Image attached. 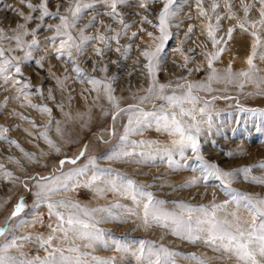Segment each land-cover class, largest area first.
Returning a JSON list of instances; mask_svg holds the SVG:
<instances>
[{
    "label": "rangeland",
    "instance_id": "374dc122",
    "mask_svg": "<svg viewBox=\"0 0 264 264\" xmlns=\"http://www.w3.org/2000/svg\"><path fill=\"white\" fill-rule=\"evenodd\" d=\"M26 2L38 6L43 0H26ZM71 2L72 0H48L47 7L53 15L41 21L38 19L41 15L40 10L32 12L20 0H0V28L5 29V34L14 35L13 29L16 25L26 23L15 11L19 9L25 15L34 17L31 22L26 23V28L30 32L35 30L36 38L40 42L39 47L33 51L32 60L21 63L23 75L17 76L22 82L29 84V88L24 89L28 93L26 98L15 90L16 86L4 85L0 80V126L9 129L5 134L8 139L0 140V165L3 166L0 168V227L9 226V231L4 236H0V243L5 239L11 240L13 235L33 237L29 241H18L23 247L10 249L9 254L19 256V253L23 252L28 258L46 255L44 248L35 237L49 235L51 230L48 225L50 223L55 225L56 220L55 217H49L46 202L37 204L39 191L37 181L41 177L62 176V173H68L71 169L88 165L86 174L78 177L79 185L74 190L61 192L52 199L71 200L88 209L107 208L113 204L134 206L129 196L109 190L97 192V188L107 189L101 181H97L91 187L85 186L92 174L89 158H95V165L99 168L114 170L113 178L115 173H120L133 179L143 186L145 191L153 193L155 199L165 201L164 207L169 211L178 210L176 202L180 201L192 205L230 201L229 188L233 192L264 198V184L256 183L252 179L264 178V168L259 167L264 164V95L256 94L258 90L251 82L240 89L239 81L232 84L224 80L213 81L211 91L195 90V94L202 100L209 101L206 113L202 114V117L198 116L202 129L199 137L201 153L205 161L215 163L225 171L249 168L248 178L239 171L229 186L223 185L215 177L205 180L200 171V161L190 149L185 151L184 157H181L178 150L173 149L172 159L180 162L184 167L170 168L168 157L163 150L172 148L171 141L174 137L166 132L156 131L155 126L129 137V141L138 142L134 149L132 146L128 148L129 151H135L134 157L122 160L108 158L119 143L123 125L127 123L126 113H121L113 121L114 109L106 98L103 85L100 86L99 93L93 91V86L83 76H78L73 71V64L66 62V58L57 59L52 44L48 42L55 35V26L60 23L55 14L57 11L67 14L66 10ZM163 2L164 0H148L146 8L139 6L140 0H129L127 4L118 5L117 10L125 23L132 25L127 30V35H121L119 44L110 41L111 50H105L102 57L96 56L93 49L94 47L103 49L104 45L90 42L86 46L85 55L77 59V63L88 77L111 82L113 94L118 98L122 108L137 103L136 98L146 95L145 90L151 81L144 68L147 61L140 53L147 48L154 50L159 43L156 39L160 35L159 29L153 27V24L158 23ZM179 3V13L171 22L179 23V27L170 28L172 36L161 53L157 74L159 83L171 85L166 92L171 94L175 90L180 94V89L176 87L177 83H207L210 69L206 56L202 53L216 50L207 36V25L211 23L215 27L216 17H223L219 21L216 36L226 39L227 30L236 26L238 20H244L245 4L252 5L247 16L249 23L245 24L248 32L242 31L239 27L235 28L232 39L225 46V52L214 62V67L221 76L225 74L229 64L233 72L248 70L246 60L251 53L253 41L249 33L258 31V34L264 37V27L259 24L255 29L251 27L252 21L260 19L258 0H243V3L241 0H228L231 14L235 18H229V9L225 7V0H202V7L207 16L199 14L197 0H179ZM214 3L220 5L215 11L212 10ZM109 12L110 9L105 4L97 3L84 13L76 28L72 29L73 35L76 36L77 30L84 28L93 16L97 17L95 26L86 28L85 35L95 36L99 31L111 36L122 32L123 25L117 19H113ZM144 17L152 21V24L141 23ZM101 21L104 26L101 25ZM48 25L53 27L49 29ZM105 26H111L114 31H107ZM189 26L192 27V32L190 38H186L185 33L188 32ZM141 28L145 31H140ZM133 32L138 33L136 38H132ZM147 32L153 35L148 36ZM31 39V35L24 37L26 43ZM56 45H59L58 39ZM127 45H131L130 50L126 55H121ZM0 46L7 49L15 48L16 44L14 40L4 39L0 40ZM117 47H120L121 52L115 51ZM25 51H27L26 47L24 51L7 52L6 55L23 57ZM259 52L264 53V48ZM185 55L190 57L186 67ZM40 57H45L42 61L43 67L35 63ZM254 63L259 69L257 75L264 76V60H260L258 55ZM94 65L95 70H93ZM105 66L107 72L100 71ZM189 69L192 70L191 74ZM57 77L63 81L62 85L57 83ZM261 91H264V85H261ZM153 103L160 104L161 101L145 102L139 106L151 110ZM30 105L47 106L51 112L44 113ZM199 107H204V104L201 103ZM58 125L60 132H57ZM45 130L48 137L60 149L59 151L51 147L40 135ZM9 141H17L19 147ZM140 141L154 143L146 145L140 144ZM82 150L84 156L80 157L75 165L65 163L61 168L59 163L61 160L75 159ZM25 152L34 154L35 159L26 157ZM140 153L146 155L141 157ZM148 154L155 159H148ZM5 172L12 173L11 177L6 176ZM194 177L198 178L197 184L181 187ZM21 200L25 205L24 211L17 217H11L16 204ZM234 208L235 205L230 203L228 210ZM113 212L123 215L122 209H113ZM241 214L246 215L243 211ZM105 215L95 213L97 219ZM37 217L42 223H21V221H33ZM138 225H141V221L135 217L127 219L125 223L111 220L102 222L97 227L105 233L103 241H94L93 247H84L87 243L84 240H76V244L80 245L81 253L89 254L84 258L90 264H94L91 260L93 256L101 259L115 258L116 264H138L133 252L139 248L140 241L152 242L154 247L163 245L169 250L181 253L182 255L171 257L175 264H197L190 258V254L205 259L207 264H236L235 259H229L226 254L214 251L200 242L192 244L182 240L172 235L168 229L158 226L145 228ZM113 239L131 250L116 251ZM59 243L58 240L53 241V244ZM63 246L68 247V244L65 243Z\"/></svg>",
    "mask_w": 264,
    "mask_h": 264
},
{
    "label": "snow or ice",
    "instance_id": "6c2138e0",
    "mask_svg": "<svg viewBox=\"0 0 264 264\" xmlns=\"http://www.w3.org/2000/svg\"><path fill=\"white\" fill-rule=\"evenodd\" d=\"M22 4H25L32 12L40 10L41 15L39 20L43 21L45 17L52 16L53 13L49 11L47 7L48 0H43L38 6L26 0H20ZM129 0H72L69 8L66 10L67 14H61L59 11L55 14L60 23L55 26V35L49 39V43L52 44V50L57 54V59L66 58V62L74 65L73 71L78 76L83 78L93 86L92 90L99 93L100 86L103 85L104 92L107 100L112 105L114 111L112 114L113 121L121 113H126L127 123L123 125V132L119 137V143L115 147L109 159L122 160L125 158H132L136 155L135 151H129V146L133 149L137 145L136 141H129V137L133 134H141L143 130L152 128L155 126L156 131H163L174 137L171 144L172 148H165L163 151L168 157V165L170 168L175 167L179 169L184 167L180 162L172 159V151L176 149L179 151L181 157L185 156V151L190 149L194 153L195 158L200 161V171L203 179L207 180L209 177H215L222 182L223 185L229 186L233 178L242 171L245 174V178H248L249 168H244L237 171H225L221 169L217 164L205 161L201 153V144L199 137L202 129L200 127L201 120L198 116L202 117V114L206 113L209 101L202 100L195 94V90L204 89L211 91V83L213 81L219 82L221 80L226 81L229 84L239 81L238 86L243 89L248 82L254 83L257 88L258 95H264V91H261V85H264V76H259L257 73L259 69L254 63V60L259 55L260 60H264V53H260L259 50L264 48V37L258 34V31H251L249 34L253 37L251 44V53L247 57L246 63L248 65L247 71L233 72L232 66L229 64L225 70V74L221 76L217 69L214 67V62L217 61L220 56L225 52L228 41L232 39V34L236 27H239L242 31L248 32V28L245 27L248 13L252 8L251 4L244 5L245 17L243 21L238 20L237 25L227 30L225 37L217 38L216 32L219 30V21L223 17H216V26L211 23L207 25V36L210 38L213 48L216 49L211 53H202L206 56L208 61V68L210 73L207 77V83H192L185 84L177 83V89H180V94H177L175 90L171 94L166 92V89H170V84L159 83L157 74L160 67L161 53L164 51L166 42L171 38V27H179V23L173 24L172 20L178 15L180 10L179 0H164L163 7L158 15V23L153 24V27L159 29V43L155 49H144L141 51V55L146 59L147 63L144 68L147 70V74L150 77V83L145 90L146 95L140 96L137 99V103L129 104L126 108L120 106L118 98L113 94L111 82H105L98 80L94 77H88L83 69L77 63V59L80 56L85 55L86 46L90 42H96L104 45V48L94 47L93 51L96 56L102 57L105 50H111L110 41H116L119 44L121 35H127V30L132 25L125 23L121 13L117 10L118 5L127 4ZM243 3V0H241ZM97 3L105 4L109 9V15L113 19H117L118 22L123 25L122 32H117L115 35L106 36L99 31L95 36L85 35V29L94 27L97 17L93 16L92 20L85 25L84 28L77 30V35L74 36L72 29H75L77 24L81 21L84 13L92 9ZM148 0H140L139 6L142 8L147 7ZM260 4L258 21H252L251 27L256 28L257 24L264 27V0H258ZM220 5L214 3L212 10L215 11ZM225 7L229 9V18H235L231 14V5L228 0H225ZM197 10L201 16H207L205 9L202 7V0H197ZM17 14L27 23L33 20L32 15H25L24 12L19 9H15ZM26 23L17 24L13 29L15 33L12 36L5 34V29L0 28V40L8 39L14 40L15 48H4L0 46V80L4 85L16 86V91L23 95L25 98L28 93L24 89L29 88V84L22 82L17 76H22L21 63L30 61L33 58V51H35L40 42L36 38L35 30L29 31L26 28ZM141 23L152 24V21L147 20L144 17ZM101 25L103 22L101 21ZM53 26L48 25L51 29ZM106 30L114 31L111 26H105ZM140 31H145L143 28ZM192 27L189 26L188 32L185 33L186 38H190ZM148 36L153 34L146 33ZM31 35L30 42H25L24 37ZM137 32L132 33V38H136ZM57 39L59 45H56ZM23 57L6 55L7 52H15L17 50H25ZM131 45H127L121 55H126L130 50ZM116 52H121L120 47L115 49ZM180 51V49H177ZM75 53V55H74ZM45 57H40L35 63L43 67L42 61ZM185 67L190 60V57L184 56ZM95 70V65L93 66ZM107 67L100 69L102 72H107ZM199 70V69H197ZM191 69L189 73L191 74ZM242 78V79H241ZM67 79V77L65 78ZM114 79V78H113ZM57 83L63 84V81L57 77ZM252 95V93H248ZM20 97L18 96L17 99ZM99 96H97V99ZM227 98V97H226ZM159 100L160 104L153 103L151 110L141 108L139 105L145 102H151ZM203 103L204 107H199ZM34 108H39L41 112L49 113L51 110L47 106L30 105ZM107 114V113H105ZM25 119L24 117H21ZM35 126V125H34ZM209 127L211 124L209 122ZM9 129L0 126V140H7L5 135ZM61 129L57 126V132ZM114 134V130H113ZM43 139L51 146L56 148V151L60 149L56 147L53 141L48 137L47 130L40 133ZM16 147H19L17 141H9ZM140 144H152L151 141H140ZM23 151V149H21ZM144 157L145 153L139 154ZM25 156L29 159H35L34 154L25 152ZM84 156L82 150L79 156L75 159L61 160L59 163L63 168L65 163L75 165L80 157ZM148 159H155V157L148 154ZM89 164L92 165V174L90 179L85 184L86 187H91L97 181H101L107 186V189L97 188V192H103L109 190L119 193L121 195L129 196L133 202V207H126L121 204H113L107 208H94L88 209L82 207L79 203L71 200H53L52 197L61 192L74 190L79 185L78 177L86 174L88 165L80 168L71 169L68 173H62V176L53 177H41L37 181L39 191L37 192V204L46 202L48 208L49 217H55V225L49 224L48 227L51 230L50 234L46 237L43 235H37L35 240L44 248L46 255L40 257L39 255L28 258L25 253L20 252L19 256H13L9 254V250L13 248H22L23 244L18 241L32 240V236L16 237L12 236L11 240L5 239L0 243V264H90V262L84 257L88 256V253L80 252V245L76 244V240H84L87 243L84 247H93L94 241H103L105 233L103 230L97 227L102 222L109 220L125 223L127 219L135 217L141 221V225L145 228L153 226L162 227L168 229L172 235L186 240L189 243L196 244L197 242L203 243L214 251L226 254L229 259H235L236 264H264V198L253 196L251 194H245L240 192H233L229 188L228 194L231 200H226L223 203L211 202L210 205H192L183 201L176 202V209L169 211L165 206V201L155 199L153 193L145 191L143 186L137 184L131 178L123 176L120 173H115L113 178L112 169H102L95 165V158H89ZM3 166L0 165V168ZM264 168V164L259 165ZM6 176L11 177L12 173L5 172ZM103 178V179H102ZM254 182L264 184V178H252ZM198 183V178H192L187 181L181 187H188ZM232 203L235 205L234 210L229 211L228 206ZM25 205L21 200L16 204L14 211L11 213V217H17L24 211ZM63 209V211H61ZM113 209H122L123 215L114 214ZM243 211L244 214H241ZM95 213L106 214L101 219H97ZM223 213V215H221ZM11 219V218H10ZM42 223L39 217L33 221H21L24 223ZM7 225V222H6ZM9 231V226L0 227V236H4ZM54 240H58L60 243L53 244ZM67 243L68 247L63 245ZM115 250L120 252H127L131 249L121 245L119 241L113 239ZM105 247L107 244L105 242ZM136 255L138 264H175L171 257L182 255L181 253L169 250L163 245L154 247L152 242L140 241L139 248L133 252ZM190 258L195 260L197 264H207V261L201 257H197L195 254H190ZM94 264H116L115 258L101 259L93 256L91 258Z\"/></svg>",
    "mask_w": 264,
    "mask_h": 264
}]
</instances>
